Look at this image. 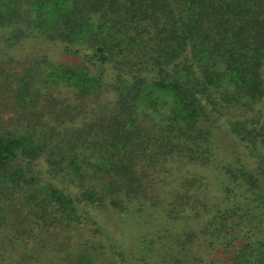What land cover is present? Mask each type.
<instances>
[{
	"label": "trees",
	"instance_id": "1",
	"mask_svg": "<svg viewBox=\"0 0 264 264\" xmlns=\"http://www.w3.org/2000/svg\"><path fill=\"white\" fill-rule=\"evenodd\" d=\"M0 264H264V0H0Z\"/></svg>",
	"mask_w": 264,
	"mask_h": 264
},
{
	"label": "rangeland",
	"instance_id": "2",
	"mask_svg": "<svg viewBox=\"0 0 264 264\" xmlns=\"http://www.w3.org/2000/svg\"><path fill=\"white\" fill-rule=\"evenodd\" d=\"M44 50H45V52L52 53L54 56L59 54L58 51H53V50H50L49 48H45Z\"/></svg>",
	"mask_w": 264,
	"mask_h": 264
}]
</instances>
